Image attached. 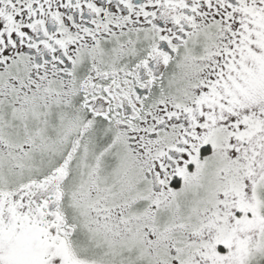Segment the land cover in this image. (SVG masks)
I'll return each mask as SVG.
<instances>
[{"label": "snow or ice", "instance_id": "obj_1", "mask_svg": "<svg viewBox=\"0 0 264 264\" xmlns=\"http://www.w3.org/2000/svg\"><path fill=\"white\" fill-rule=\"evenodd\" d=\"M0 264H264V0H0Z\"/></svg>", "mask_w": 264, "mask_h": 264}]
</instances>
